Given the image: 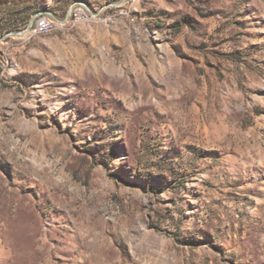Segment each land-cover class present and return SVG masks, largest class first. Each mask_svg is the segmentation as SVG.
Returning a JSON list of instances; mask_svg holds the SVG:
<instances>
[{
	"label": "rangeland",
	"instance_id": "rangeland-1",
	"mask_svg": "<svg viewBox=\"0 0 264 264\" xmlns=\"http://www.w3.org/2000/svg\"><path fill=\"white\" fill-rule=\"evenodd\" d=\"M0 264H264V0H0Z\"/></svg>",
	"mask_w": 264,
	"mask_h": 264
},
{
	"label": "built area",
	"instance_id": "built-area-1",
	"mask_svg": "<svg viewBox=\"0 0 264 264\" xmlns=\"http://www.w3.org/2000/svg\"><path fill=\"white\" fill-rule=\"evenodd\" d=\"M83 14V11H82V8H77L76 10H75V13H74V15L75 16H81ZM45 30H52V26H46L43 30H41V31H45Z\"/></svg>",
	"mask_w": 264,
	"mask_h": 264
},
{
	"label": "bare ground",
	"instance_id": "bare-ground-1",
	"mask_svg": "<svg viewBox=\"0 0 264 264\" xmlns=\"http://www.w3.org/2000/svg\"><path fill=\"white\" fill-rule=\"evenodd\" d=\"M46 26H52L51 24L49 23H46V22H42L40 24H38L36 27H35V31H40V30H43Z\"/></svg>",
	"mask_w": 264,
	"mask_h": 264
}]
</instances>
